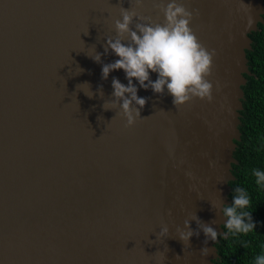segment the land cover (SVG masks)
<instances>
[{"label": "water", "instance_id": "water-1", "mask_svg": "<svg viewBox=\"0 0 264 264\" xmlns=\"http://www.w3.org/2000/svg\"><path fill=\"white\" fill-rule=\"evenodd\" d=\"M177 2L214 53L212 99L174 107L133 80L148 98L146 118L125 127L120 108L103 104L113 100V77L127 85L126 74L104 80L102 65L119 59L104 46L130 0H0V264H214L219 239L205 244L201 232L184 245L176 229L196 214L223 233L211 204H231L242 87L252 75L246 51L264 2ZM137 11L164 20L152 0ZM165 225L169 235L157 238Z\"/></svg>", "mask_w": 264, "mask_h": 264}, {"label": "clouds", "instance_id": "clouds-1", "mask_svg": "<svg viewBox=\"0 0 264 264\" xmlns=\"http://www.w3.org/2000/svg\"><path fill=\"white\" fill-rule=\"evenodd\" d=\"M130 3L129 9L120 8L121 19L114 21L116 38L114 40L107 38L104 46V54L110 49L119 59L102 65V79L107 80L109 74L115 70H123L128 83L124 85L118 78L113 77V100L110 104L106 102L103 104L104 110L119 107L121 111L116 115L126 118L125 127L133 126L137 119L146 118L141 116V110L147 104L148 98L138 96V88L133 80L138 81L140 88L151 89L154 94L161 97L167 93L171 96L174 107L197 97L211 101L212 84L206 77L210 74L214 53H209L199 43L189 26L193 13L177 0H170L167 4L164 0H152L153 8L164 17L161 23L159 17L153 20L152 17L144 16L137 11L144 7V0H130ZM125 40L128 42L124 43ZM92 58L95 62L101 63L100 53ZM150 73L157 74L155 81L151 79ZM98 92L102 98L104 95L102 86ZM94 95L93 93L87 96L92 98ZM252 174L256 178L255 183L264 187V171L253 169ZM186 175L192 176L191 173ZM234 192L231 205L222 202L211 204L213 208L218 207L220 214L225 218L223 226L227 231L218 233L214 227L202 222L196 214H191L190 218L184 221V228L176 229L184 245H190L191 238L199 237L201 232L207 244L208 241L215 243L221 236L227 238L228 235H246L255 229L252 215L246 211L251 204L249 195L240 187L235 188ZM190 221L196 222L197 230L191 228ZM168 235L169 228L165 225L157 238ZM209 251L204 247L201 249V255L206 256ZM253 264H264V252L255 256Z\"/></svg>", "mask_w": 264, "mask_h": 264}, {"label": "trees", "instance_id": "trees-1", "mask_svg": "<svg viewBox=\"0 0 264 264\" xmlns=\"http://www.w3.org/2000/svg\"><path fill=\"white\" fill-rule=\"evenodd\" d=\"M264 2V0H263ZM264 20V15L262 16ZM251 50L246 51L251 76H245L242 87L244 99L240 111V141L233 153L236 164H232L235 180L229 182L232 204L234 189H245L251 204L246 211L252 215L256 227L248 234L218 237V257L214 264H253L255 256L264 252V187L255 183L253 169L264 171V24L251 33ZM230 204V205H231ZM223 231H227L223 227Z\"/></svg>", "mask_w": 264, "mask_h": 264}]
</instances>
